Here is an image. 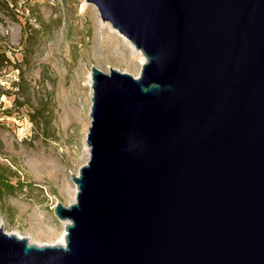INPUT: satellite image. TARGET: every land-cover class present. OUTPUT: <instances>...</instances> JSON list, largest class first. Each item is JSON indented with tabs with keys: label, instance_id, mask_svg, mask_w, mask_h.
<instances>
[{
	"label": "water",
	"instance_id": "obj_1",
	"mask_svg": "<svg viewBox=\"0 0 264 264\" xmlns=\"http://www.w3.org/2000/svg\"><path fill=\"white\" fill-rule=\"evenodd\" d=\"M146 57L92 67L66 245L0 228V264H264V0H87Z\"/></svg>",
	"mask_w": 264,
	"mask_h": 264
},
{
	"label": "rangeland",
	"instance_id": "obj_2",
	"mask_svg": "<svg viewBox=\"0 0 264 264\" xmlns=\"http://www.w3.org/2000/svg\"><path fill=\"white\" fill-rule=\"evenodd\" d=\"M0 60L13 64L0 68V162L20 188L0 193V228L54 246L67 235L55 208L76 203L72 177L91 158L92 67L139 78L146 62L87 0H0ZM29 94L31 103L16 108L15 97L26 103ZM32 105L50 114L48 131L32 121Z\"/></svg>",
	"mask_w": 264,
	"mask_h": 264
},
{
	"label": "trees",
	"instance_id": "obj_3",
	"mask_svg": "<svg viewBox=\"0 0 264 264\" xmlns=\"http://www.w3.org/2000/svg\"><path fill=\"white\" fill-rule=\"evenodd\" d=\"M29 47V45H27V48ZM33 53V52H32ZM3 57H7L5 54H3ZM8 60H10L9 58H7ZM7 60V61H8ZM27 55L24 56V60L23 62H27ZM27 64H30L29 62ZM12 62L8 61V64H4V62H2L0 60V68H9L10 66H12ZM15 70H21V75H20V82L14 83V86L17 87L19 90H23L24 89V85L26 84V80H25V76L24 74V70L21 68V66H14ZM16 94V93H15ZM27 102H23V103H19L18 102V96L15 97L14 103H15V107L16 108H25L27 107V103H31V96L29 94V96H27ZM31 107V113H32V121L38 126L41 127V125H43V129L44 131H48L49 128L51 127V122L52 120L50 119V114L47 113V110H44L42 107L39 106H35L32 105ZM9 173L10 170L9 168L3 166L0 162V193H7L10 195H14L20 188L19 185L15 186L14 184H12V182L10 181V177H9Z\"/></svg>",
	"mask_w": 264,
	"mask_h": 264
},
{
	"label": "bare ground",
	"instance_id": "obj_4",
	"mask_svg": "<svg viewBox=\"0 0 264 264\" xmlns=\"http://www.w3.org/2000/svg\"><path fill=\"white\" fill-rule=\"evenodd\" d=\"M121 35V34H120ZM127 42H129V44H130V46L136 51V52H138L139 54H141V55H143V59H144V61L146 62V57H145V55L143 54V52L141 51V50H139V49H137L134 45H133V43L131 42V41H129L126 37H124L123 35H121ZM138 57H140V56H138ZM90 86L92 87V81H91V83H90ZM66 227H68L70 224H71V221L70 220H66ZM12 235H14V234H12ZM17 236V235H16ZM53 245H60V246H65L66 245V232H65V234H63V236L61 237V238H59L58 240H57V242H55V244H53Z\"/></svg>",
	"mask_w": 264,
	"mask_h": 264
}]
</instances>
